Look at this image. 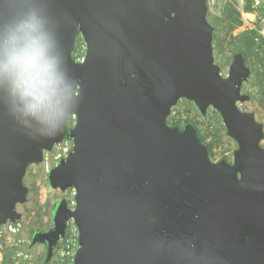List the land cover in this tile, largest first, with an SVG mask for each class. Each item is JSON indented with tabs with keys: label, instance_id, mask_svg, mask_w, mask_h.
<instances>
[{
	"label": "water",
	"instance_id": "1",
	"mask_svg": "<svg viewBox=\"0 0 264 264\" xmlns=\"http://www.w3.org/2000/svg\"><path fill=\"white\" fill-rule=\"evenodd\" d=\"M41 6L79 95L67 133L72 151L49 174L51 187L74 189L75 208L60 205L45 243L52 247L71 219L74 264H264L261 127L237 108L242 60L226 80L213 64L204 0ZM79 33L86 55L76 63ZM180 98L221 114L241 148L232 166L210 163L191 127L165 124ZM65 128L39 137L0 99V224L24 201L26 166L40 162Z\"/></svg>",
	"mask_w": 264,
	"mask_h": 264
},
{
	"label": "rangeland",
	"instance_id": "2",
	"mask_svg": "<svg viewBox=\"0 0 264 264\" xmlns=\"http://www.w3.org/2000/svg\"><path fill=\"white\" fill-rule=\"evenodd\" d=\"M205 19L211 28V57L222 79H228L236 59H241L246 76L239 86L243 100L237 102L241 113L252 115L261 127L258 147L264 150V0H204ZM86 55V43L79 33L72 59L81 63ZM169 128L184 131L191 127L212 164L225 162L232 166L238 142L226 129L221 114L212 106L204 113L197 105L180 98L165 118ZM75 125V118L66 124L65 132L50 151H42V160L26 166L21 179L26 194L16 203V218L0 224V264H74L79 248L78 230L70 219L66 231L49 249L36 235L54 230L55 215L60 203L73 211V188L59 190L51 187L48 174L72 151V139L67 133Z\"/></svg>",
	"mask_w": 264,
	"mask_h": 264
},
{
	"label": "clouds",
	"instance_id": "3",
	"mask_svg": "<svg viewBox=\"0 0 264 264\" xmlns=\"http://www.w3.org/2000/svg\"><path fill=\"white\" fill-rule=\"evenodd\" d=\"M42 3L0 6V99L39 137L54 138L78 107L79 95Z\"/></svg>",
	"mask_w": 264,
	"mask_h": 264
},
{
	"label": "trees",
	"instance_id": "4",
	"mask_svg": "<svg viewBox=\"0 0 264 264\" xmlns=\"http://www.w3.org/2000/svg\"><path fill=\"white\" fill-rule=\"evenodd\" d=\"M49 174H50V172H49ZM49 174H48V181H49ZM61 204H63V202H61L60 205ZM50 234L51 233H49L47 235L46 234L45 235H43V234L42 235H36V238L35 239L37 240V238H38V241H44V242H46V239L50 236ZM46 245H47L48 248L51 247V246L49 247L48 244H46Z\"/></svg>",
	"mask_w": 264,
	"mask_h": 264
},
{
	"label": "crops",
	"instance_id": "5",
	"mask_svg": "<svg viewBox=\"0 0 264 264\" xmlns=\"http://www.w3.org/2000/svg\"><path fill=\"white\" fill-rule=\"evenodd\" d=\"M37 240H38V238H37Z\"/></svg>",
	"mask_w": 264,
	"mask_h": 264
}]
</instances>
